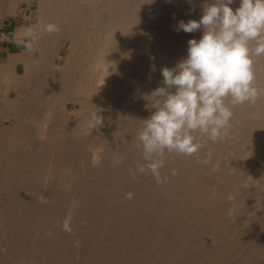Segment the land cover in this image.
<instances>
[{
    "label": "bare ground",
    "instance_id": "6f19581e",
    "mask_svg": "<svg viewBox=\"0 0 264 264\" xmlns=\"http://www.w3.org/2000/svg\"><path fill=\"white\" fill-rule=\"evenodd\" d=\"M203 2L204 0H192L191 4L188 0H0V19L11 13L17 15V9L22 3H26L28 8L35 7L40 22L47 24L55 21L53 24L60 29L52 34L42 33L34 52L24 49L21 55L12 54L13 59L8 64H0V79L5 82L0 103L3 110H10L7 113L10 112L16 123L13 122V127H8L10 129L3 138L0 137V149H19L22 153L21 157L12 158L9 162L6 160L5 170L0 174V201L8 202L9 208L7 206L5 211L11 209L9 219L12 220L11 223L18 225L19 234L23 231L24 220L33 215L41 218L46 212L54 213V209L59 207L55 203L58 192L54 191L59 186L56 189L53 186L70 187L75 183L73 181L78 180L77 177L74 179L75 175L68 166L71 167L79 159L74 158L67 162L68 166L64 165L67 161L65 157L68 155L69 159V155L73 154L70 153L73 152V145L62 141L69 134L63 128L71 123L69 117L73 115L79 120L68 137L78 140L83 137L84 149L90 151L88 159L85 158L89 170L84 168L89 172L86 175L87 172L84 171L82 180L87 176L86 179L93 182L91 179H95L97 175L102 180L105 173L101 178L100 171L107 170L110 162L114 166L115 154L121 156L122 150L126 152L128 145L136 140L133 132L136 133L142 127V121L151 115L152 110L147 107L146 100L150 98L145 96L161 86L163 77L160 69L171 68L185 58L188 41L201 38L202 31L185 33L175 29L180 20L185 23L199 20ZM231 7L233 10L239 7V0ZM17 36L26 40L23 32ZM254 59L257 86L264 89V57ZM23 74L32 77L33 83L31 82L29 91L24 93V100L16 97L10 101L8 94L13 90L16 79ZM20 91H16L17 96L21 94ZM79 99L87 102L83 106L86 113L81 116L80 112L68 108L69 102ZM94 112L103 117L101 126H93L91 114ZM72 141L75 142L73 139ZM115 146L122 150L117 151ZM113 149L116 150L115 154V151H110ZM105 150L108 151V156ZM80 151L78 153L74 150V156H82L83 152ZM110 152L115 155L113 160ZM104 153L105 158L107 157L105 160L102 159ZM137 159L133 158V161L143 163L141 157ZM167 162L171 164H166L169 168L161 170V174L168 176L167 184L164 183L165 189H158L153 182L155 179L149 175V179L154 180L152 183L148 179L147 188L144 184L141 186L144 189L137 185L139 189L132 188V191L130 187L129 197L119 198L121 201L118 203V197L114 196L117 197V202L113 201L114 205H111L108 203L115 199L111 195L113 189L111 193L107 190L112 196L107 202V192L99 188L97 196H105L96 197L97 201L100 197L101 201L105 198L107 202H102L106 207L96 203L99 205H96V211H101L99 216V212L92 211L91 215L88 213L89 204L86 206L87 203L83 202L89 197L84 196L83 200L79 196L80 200L75 196L77 199L72 201L68 198L65 202L68 208L66 212H71L73 235L74 231L79 236L86 233L87 229V235L91 238L92 222H100L98 229L105 232L101 235L114 239L115 253L124 257H120L119 261L118 258L115 259V264H257L256 253L261 255L260 259L264 258V252L260 253L264 247L260 245L262 248H259L258 245L262 243L260 237L263 238L264 234L260 237L257 235L260 233H256V222L253 221V226L252 223L246 225L247 223L238 220L253 202L258 206L264 204V175L261 184L254 185L253 188L248 186L252 184L248 183L249 179L253 178L255 181L254 177L257 178V174L259 176L264 172L260 169L263 171H256L253 176L254 168H258L255 166L259 162L260 167L264 166V95L254 104L234 108L231 128L222 140L207 142L204 149L194 156L173 155ZM130 165L132 166L131 163ZM170 167L175 170V175ZM169 169L172 171L171 175ZM166 172L169 173L165 174ZM109 174L110 172L107 175ZM137 175L135 174L136 177ZM138 177L140 179L141 176ZM78 178L81 180V177ZM113 178L115 176L111 177ZM130 178L135 179L134 176ZM58 179H61L59 183ZM89 182L86 183L87 186ZM92 190L95 192L96 189ZM114 190L116 195L118 189ZM67 191L72 193L69 189ZM47 192L54 194L56 200H51L53 195L50 196ZM81 193L78 194L82 196L84 193ZM90 193L92 192L88 194ZM45 196L50 199L44 198ZM30 202L34 206H29L26 210V204ZM68 202L73 203L70 205ZM2 206L5 205H1V209ZM1 209L0 216L3 215ZM52 213L49 216L55 214ZM42 218L44 222L45 217ZM87 222L89 226L85 225ZM262 244L264 245V241ZM135 245L139 247L134 248ZM106 247L108 248V244ZM129 248L130 252L131 249L136 250L137 258H131L134 262L128 260L130 254L126 252ZM138 249L141 256H138ZM133 253L134 251L131 257ZM121 258L127 259V262L122 261L123 259L120 261ZM101 261L98 259L95 264Z\"/></svg>",
    "mask_w": 264,
    "mask_h": 264
},
{
    "label": "clouds",
    "instance_id": "9594fccd",
    "mask_svg": "<svg viewBox=\"0 0 264 264\" xmlns=\"http://www.w3.org/2000/svg\"><path fill=\"white\" fill-rule=\"evenodd\" d=\"M235 2L204 0L199 20L178 22L176 31H202V36L188 41L185 58L160 69L161 86L145 96L150 98L147 107L152 111L136 134L143 160L137 162L136 171L151 175L157 184L168 180L161 174L168 158L194 156L207 142L222 140L231 128L234 108L254 104L264 95V89L257 86L254 59L264 57V0H239L233 10ZM59 30L43 21L39 27H27V50L35 51L42 33ZM91 120L94 127L101 126L103 117L94 112ZM124 159L118 156L113 163L119 165ZM62 227L72 233L71 212Z\"/></svg>",
    "mask_w": 264,
    "mask_h": 264
},
{
    "label": "rangeland",
    "instance_id": "374dc122",
    "mask_svg": "<svg viewBox=\"0 0 264 264\" xmlns=\"http://www.w3.org/2000/svg\"><path fill=\"white\" fill-rule=\"evenodd\" d=\"M18 10V14L16 15V14H13V13H11V14H9V15H5V16H3L1 19H0V64L1 63H5V64H8L9 62H11L12 61V59H13V55L12 54H19V55H21L22 53H23V51H24V49H27L26 48V42L28 41V38L26 37V40H24V37H21V36H17L18 34H20L21 32H23L24 33V31H25V29L27 28V27H29V26H36V27H39V25H40V20H39V18H38V16H37V12H36V10H35V7H29L28 8V6L26 5V3H22L21 5H20V7L17 9ZM33 12V13H32ZM33 20V21H32ZM52 23H55V21H52ZM13 52V53H12ZM64 53V52H63ZM24 75V76H23ZM23 75H21L19 78H17L16 79V82H14V86H13V90H11L10 92H9V94H8V96H9V100L11 101V99L13 98V99H15L16 97H17V99L18 100H21V99H25V95H24V93H27L29 90V87L32 85V83H33V78L32 77H30V76H28V75H26V74H23ZM29 77V78H28ZM32 78V79H31ZM28 80V81H27ZM31 80V81H30ZM19 82V83H18ZM27 82H29V83H27ZM32 82V83H31ZM0 98H1V96H2V93H3V90H4V87H5V82H4V80L3 79H0ZM26 83V84H25ZM20 84V85H19ZM23 85V86H22ZM26 85H28L27 87H26ZM21 87H24V88H21ZM26 87V88H25ZM20 91L19 93H21L20 95H16V91ZM23 90V91H22ZM25 90V91H24ZM22 93H23V95H22ZM22 101V100H21ZM1 102V101H0ZM84 105H87V102L85 101V100H82V99H79L78 101L76 100V102H69L68 103V108H70L71 110H76V112H80V116L81 115H83V114H85L86 113V109L84 108L83 109V106ZM2 108H4L3 106H2V103H0V137L1 138H3L4 136H5V134H7V131H9V129L11 128V127H13V125L14 124H16L15 123V120L12 118V115L10 114V112L9 113H7L8 111H10V110H8L7 108H5L4 110L2 109ZM8 110V111H7ZM3 111V112H2ZM5 111V112H4ZM70 118V120H71V123L69 124V126H62L63 128H64V132H66V133H69V134H67V136L64 138V140H62L63 142H67L68 144H71V145H73V147H72V151L73 152H70V153H73V154H71V156L69 155V157L71 158H67L68 157V155L65 157L66 158V163L64 164V165H69V164H67V162H71L74 158H76V159H79L80 160V162H79V160H78V162L76 163V162H73L72 163V165H71V167L70 166H68L69 168H71L70 169V171H71V173H73V175H75V178L74 179H76V177H77V179L78 180H75V181H73V182H75L74 184H71V186L70 187H72L74 190H79V192L78 193H81L80 191H82V190H84L85 192H83L84 194L86 193V194H88L89 192H92V193H90V194H88V195H84L83 193H81V194H83L82 196L81 195H79L78 193H74L75 191L72 189V188H70L68 185H65V186H61L60 187V185H57L56 187L55 186H53L54 187V189H56L58 186H59V188H58V190H54L53 189V187H52V190H54V191H56V192H58V193H56L57 195H58V197L56 198L57 199V202H55L56 203V206H57V204H58V206L59 207H55L56 208V210L54 209V213H52V211H48V212H46V214H43L42 215V217L44 218H42L43 220H45L44 222L41 220V218H37V217H35L34 215L33 216H30V217H32V218H30L29 217V219L28 220H24L23 221V224H25V225H22V227H23V231H21L20 232V234H19V229H18V225L16 226L14 223H11L12 222V220H10L9 218H11V213H10V211H11V209H9V211H8V209H7V211H5L6 209V207L8 206V202L6 203V202H4V200L3 201H0L1 202V204H0V206L1 205H5L4 207H3V209H4V212H2V210L3 209H1V207H0V209H1V213L3 214L2 216H0V218H2L1 220H2V225H1V228H0V264H91V263H93V264H95V263H97L98 262V259H99V262H100V260H102L101 261V263L102 264H106V263H104V262H109L108 264H115L116 263V260H117V258H118V261H119V258L120 257H123V256H121L120 255V257H119V253L117 254V253H115L116 251H115V248H116V243L113 241V240H111V238L110 237H106L107 235V233L105 234L106 236H104L103 237V235H101V234H104L105 232L104 231H101V229H98L99 228V226L101 225L100 224V222H98V223H95V222H92V225L90 226L92 229H91V238H89L88 237V235H87V229L85 230V232L86 233H83V234H79V236L75 233V231H74V235H73V233H68V232H66V231H64L63 230V227H62V223H64V219H65V217H67L68 216V214H67V207H66V201L68 200V198H71V200L70 201H72V199H77V198H75V196L77 197L78 196V198L81 200V198L83 199L84 198V196L86 197V198H88V199H90V200H92V202L90 201V200H88V199H86V200H84L85 202H83V203H87L86 204V206L88 205V207H90L89 209H88V213L91 215V213H92V211H94L95 213H98V216H99V214H100V210L98 209L97 211H96V205H98V204H103L102 202H104L105 201V198H103V200L101 201V199H100V197H99V201H97V198H98V196H100V195H102V194H99L98 196H97V194H98V190H99V188L101 189V190H103V192L105 191V192H107V193H105V194H107V196L109 197H107L106 198V201L108 202L109 200H110V198L112 197L111 195H113V198H115V199H111L112 200V202H111V200L109 201V203L108 204H113L114 205V202L113 201H115V202H117V197H118V203H120V201H119V198L120 199H123L124 197L126 198V196L127 197H129V192H131V191H128L129 189H130V187H131V189L132 188H134L135 190H136V188L137 189H139V186L137 187V185H140V188H142L141 186L144 184V186H146V185H148L149 186V181H148V179H149V177H151V176H147V175H139L138 174V172L136 171V162H135V160L138 158V157H141V154H139V153H141V151H140V149H138L137 147H136V144H137V140H133V142L132 143H134L133 145H132V143H130L129 145H128V149H126V152L124 151V150H122L120 147L118 148V147H116V148H114V149H117V151H119V149H121L122 150V153L121 154H123L124 155V157H125V159H124V161H123V164L121 163V164H119V165H116V164H114V166H115V168H114V166L113 165H111V162H110V165H108V167H107V170H108V168H109V166H111L112 168H109L110 170H106V169H104V170H102V171H100V177L102 178V175L104 176V178H106L105 180H104V178L102 179V180H100L99 179V177H97V176H95V179H99L100 181H98L97 182V180L95 181V179L93 178V180L91 179V181H93V182H89L90 180H87L86 178H88L87 176L85 177L84 176V178L86 179V181L87 182H89V186H87V182L86 181H84V180H82L83 179V175L85 174V172H87L86 173V175L88 174V165H87V160L86 159H88V157H89V155H90V151H87L86 149H84L85 148V141H84V139H83V137H80L79 138V140H78V138H71L70 136V138L68 137V135H70V134H72L71 132H73V129H72V127L74 128V127H76L77 126V122H78V118L77 119H75L74 118V116L72 115V116H70L69 117ZM13 122H14V124H13ZM137 125V124H136ZM11 126V127H10ZM8 127H10V128H8ZM136 131L138 130L137 128L135 129ZM135 131V132H136ZM65 133V134H66ZM137 133V132H136ZM136 133H134L133 132V134H134V136L136 135ZM68 137V138H67ZM67 138V139H66ZM75 140V142L74 141H72L71 142V140ZM83 139V140H82ZM77 140V141H76ZM136 141V142H135ZM76 143V144H75ZM132 145V146H131ZM75 146H76V148H75ZM125 148V147H124ZM123 148V149H124ZM79 149V150H78ZM110 150V151H115L113 154H115L116 153V150ZM74 150L75 151H77L78 153H79V151L81 150L83 153H82V156L80 155V154H78L77 152V154H78V156H74V154H75V152H74ZM107 150V149H106ZM104 151V152H106V154H107V156L109 155V153H108V151ZM81 151H80V153H81ZM112 152H110L111 154H112ZM121 152V151H120ZM125 152V153H124ZM136 152V153H135ZM139 152V153H138ZM0 174H2L3 172H4V170H5V166H6V160L9 162V160H11L12 158H18V157H21V151L19 150V149H11V148H2V149H0ZM119 153V152H118ZM89 154V155H88ZM113 154L112 155H110L111 157V160H113L112 159V157L114 158L115 157V155H116V158L118 157V156H120V155H118L117 156V153L113 156ZM136 154V155H135ZM81 157H80V156ZM88 155V156H87ZM103 156V160H105L106 158H105V153L104 154H102ZM105 155V156H104ZM122 155V156H123ZM15 156V157H14ZM73 156V157H72ZM134 156V157H133ZM87 157V158H86ZM131 157V158H130ZM65 158H64V160H65ZM81 158V159H80ZM86 158V159H85ZM116 158H114V159H116ZM133 158H135V160L133 161ZM142 158V157H141ZM84 159V160H83ZM82 160V161H81ZM138 160V159H137ZM136 160V161H137ZM133 161V162H132ZM75 163V164H74ZM79 163V164H78ZM130 163L132 164V166L130 165ZM141 163V162H140ZM77 164V165H76ZM82 166H81V165ZM84 164V165H83ZM86 164V165H85ZM167 164H169L168 162H167ZM260 164V162L255 166L257 169H255L254 168V173H253V176L256 174L255 172L257 171L258 173H260L259 172V170L260 169H263L264 170V166H262V167H260L261 166V164ZM125 165V166H124ZM169 165H171V164H169ZM169 165H168V167L167 166H165V168H163L165 171H166V167L167 168H169ZM81 166V167H80ZM260 167V168H259ZM74 168V169H73ZM77 168H79V170L77 169ZM81 168V169H80ZM83 168V169H82ZM84 168H87L88 170H86V169H84ZM170 169H172L171 167H170ZM169 169V170H170ZM74 170V171H73ZM83 172H82V171ZM86 170V171H85ZM117 171V173H116V171ZM168 170V171H169ZM174 169H172V171H173ZM263 170H260V171H263ZM85 171V172H84ZM163 171V170H162ZM164 171V172H165ZM171 171V170H170ZM169 171V172H170ZM172 171L170 172V174L169 175H171L172 174ZM78 172V173H77ZM82 172V173H81ZM103 172V173H102ZM108 172H110V176L109 175H107L108 174ZM123 174H122V173ZM125 172V173H124ZM168 172V173H169ZM77 175H76V174ZM113 175H112V174ZM130 173V174H129ZM132 173V174H131ZM167 172L165 173V174H168ZM264 173V172H263ZM260 174L259 176H258V174H257V178H255L254 177V180L255 181H253V178H251V179H249L248 180V183L249 182H252V184L251 185H249L248 184V186H251V188H253V187H255L254 185H259V183H260V181H261V183H262V181H263V179H262V176L264 175V174ZM81 174V175H80ZM120 174V175H119ZM135 174L137 175V177L135 176ZM163 174V173H162ZM131 175V176H130ZM135 177V179H133V178H130V177H133V176ZM164 175V174H163ZM78 176L79 177H81V180H80V178H78ZM108 178H107V177ZM112 176H115V178L117 179H115V178H113V179H115V183L113 184L112 183V181L114 182V180L113 179H111V177ZM129 176V177H128ZM138 176H141L140 177V179H139V177ZM147 176V177H146ZM110 177V178H109ZM118 177V178H117ZM144 178V179H143ZM73 179V180H74ZM132 179V180H131ZM145 179H147V180H145ZM151 179V182H152V180H154V179H152V178H150ZM149 179V180H150ZM259 181H258V180ZM59 180H61V179H58L57 180V183H59L60 181ZM104 180V181H103ZM108 180V181H107ZM134 180V181H133ZM140 180V181H139ZM252 180V181H251ZM80 182V183H77V182ZM101 181H103V182H101ZM131 181V182H130ZM133 181V182H132ZM148 181V182H147ZM257 181V182H256ZM62 182V181H61ZM66 182V181H65ZM102 183V185H101V183ZM109 182V183H108ZM134 182H135V184H134ZM141 184H140V183ZM155 184H157L156 183V181L154 180L153 181ZM152 182V183H153ZM92 183V184H91ZM113 184V186H112V184ZM260 183V184H261ZM104 184V185H103ZM167 184V183H166ZM75 187H74V186ZM115 185V186H114ZM134 185H136V186H134ZM162 184H157V187H158V189H161V188H163V189H165V185H164V183H163V185L162 186H164V187H162L161 186ZM68 188H67V187ZM82 186V187H81ZM101 186V187H100ZM105 186V187H104ZM110 186H112V187H110ZM148 186H146V188L148 187ZM253 186V187H252ZM62 187H64V188H62ZM65 187H66V189H65ZM81 187V188H80ZM113 187H115V188H113ZM167 187V186H166ZM92 188H94V189H96L95 190V192H94V190H90V189ZM104 188V189H103ZM106 188V189H105ZM145 188V187H144ZM144 188H142V189H144ZM67 189H69V190H71L72 191V193L74 194V195H71L72 193L70 192V191H67ZM81 189V190H80ZM110 189V190H109ZM113 189V191H112V193L113 194H109L108 193V191H110V193H111V190ZM114 189H118L119 190V192H118V190H116V195H115V190ZM130 189V190H131ZM65 192H64V191ZM88 190V191H87ZM108 190V191H107ZM162 190V189H161ZM61 191V192H60ZM63 191V192H62ZM67 191V192H66ZM74 191V192H73ZM96 191H97V194H96ZM132 191H133V189H132ZM103 193L102 191H99V193ZM48 193V192H47ZM45 193V195H50V193ZM60 194V195H59ZM68 194H70L71 196H69ZM76 194V195H75ZM78 194V195H77ZM92 194V195H91ZM96 196H95V195ZM105 194H104V196H105ZM43 196H44V193L42 194ZM53 195V196H52ZM52 195H50V196H52L53 198H51V200H53V201H55L56 199L54 198V194H52ZM95 197H94V196ZM110 195V196H109ZM81 198H80V197ZM103 195H102V197H104ZM114 196H117V197H114ZM124 196V197H123ZM67 199H66V198ZM74 197V198H73ZM91 197V198H90ZM93 197H94V200H93ZM97 197V198H96ZM44 198H48V196L46 197H44ZM48 199H50V197L48 198ZM55 199V200H54ZM108 199V200H107ZM7 201V200H6ZM90 201V202H89ZM105 201V202H106ZM74 202V201H73ZM72 202V203H73ZM104 202V204H107V202L105 203ZM111 202V203H110ZM32 202H30V203H28V204H26V207H27V209L26 210H28V207L29 206H34L33 205V203L31 204ZM72 203H70V202H68V204H72ZM96 203H98V204H96ZM65 204V205H64ZM92 204V205H91ZM103 204V205H104ZM115 204H117V203H115ZM69 205V206H70ZM95 205V207H93ZM103 205H100V206H103ZM253 205H255L256 206V209H259V211L257 210L256 211V209H254V207L255 206H253ZM261 205V204H260ZM61 206V207H60ZM92 206V207H91ZM99 206V205H98ZM107 205H104V207H106ZM262 206V207H261ZM261 206H258L255 202H253L251 205H249V207H250V209H249V207L247 208V210H245L246 211V213L245 212H242V215H240V216H242V218H245V220H243L240 216V218L238 219L239 221H243V222H245V223H247L246 225H250L251 223V225H253V226H255L254 225V222H256L255 224L257 225V231H259V232H257L256 231V233H260V235L259 234H257L259 237L261 236V235H263L264 234V219H263V217H264V204H262ZM103 207V208H104ZM259 207V208H258ZM7 208H9V206L7 207ZM67 208V209H66ZM94 208V209H93ZM254 210H252V209ZM261 208V209H260ZM263 208V209H262ZM36 209V208H35ZM66 209V210H65ZM249 209V210H248ZM65 210V211H64ZM262 210V211H261ZM67 211V212H66ZM12 212H13V210H12ZM28 212V211H27ZM32 212H35L34 210H32ZM50 212L52 213V214H54V215H51V216H49L50 215ZM66 212V213H65ZM263 214H262V213ZM47 213H49V214H47ZM247 214V216L249 217V215H250V217L248 218L247 216L245 217V215L244 214ZM6 216H5V215ZM9 214V215H8ZM46 215V216H45ZM55 215H56V217H55ZM58 215H60V216H58ZM65 215H67V216H65ZM260 215V216H259ZM8 216V217H7ZM86 216H88V214L86 215ZM259 216V217H258ZM5 217H7V218H5ZM39 217V216H38ZM47 217V218H46ZM50 217V218H49ZM97 217V216H96ZM260 217H261V219H260ZM34 218V219H33ZM59 218V220H57ZM87 219H90L89 217H86ZM4 219V220H3ZM32 219V220H31ZM37 219V220H36ZM46 219H48V220H46ZM54 219H56V220H54ZM252 221H251V220ZM259 219V220H258ZM40 222H39V221ZM62 220V221H61ZM246 220H248V221H250V222H246ZM257 220V221H256ZM28 221V222H27ZM30 221V222H29ZM55 221V222H54ZM254 221V222H253ZM27 222V223H26ZM33 222V223H32ZM260 222V223H259ZM35 223V224H34ZM57 225H56V224ZM88 224H85V225H87V226H89V222H87ZM94 223V224H93ZM12 224V225H11ZM99 224V225H98ZM262 226H261V225ZM4 225V226H3ZM97 225H98V227H97ZM72 226H75V225H73L72 224ZM96 226V227H95ZM3 227V228H2ZM7 227V228H6ZM17 227V228H16ZM62 227V228H61ZM90 227H88V228H90ZM73 228V227H72ZM94 229V230H93ZM98 229V230H97ZM259 229V230H258ZM90 230V229H89ZM98 232H97V231ZM18 231V232H17ZM3 232V233H2ZM93 232V233H92ZM262 232V233H261ZM12 233V234H11ZM22 233V234H21ZM65 233V234H64ZM49 234H51V235H49ZM69 234V235H68ZM76 234V235H75ZM100 234V235H99ZM97 235V236H96ZM8 236V237H7ZM24 237V238H23ZM35 237V238H34ZM77 237V238H76ZM99 237H100V239H99ZM106 237V238H105ZM53 238V239H52ZM71 238H73V239H71ZM109 238V239H108ZM113 238V237H112ZM261 238V241H262V243H263V241H264V236H263V238L262 237H260ZM25 239V240H24ZM55 239H57L56 241H55ZM104 239H106V240H104ZM10 240H11V242H10ZM21 240V241H20ZM23 240V241H22ZM107 240H110V242L109 241H107ZM16 241V242H15ZM105 241H107V243H105ZM59 242V243H58ZM109 242V243H108ZM117 242V241H116ZM6 243H7V245H6ZM10 243V244H9ZM258 244L259 245V248L262 246V247H264V245L263 244ZM14 244V245H13ZM22 244H23V246H22ZM107 244H108V248L106 247L107 246ZM261 245V246H260ZM26 246H28V247H26ZM136 246L137 245H135V247L134 248H136ZM137 247H139V246H137ZM261 247V248H262ZM11 248V249H10ZM133 248V247H132ZM6 249V250H5ZM12 249H13V251H12ZM24 249H26V250H24ZM5 250V251H4ZM107 250H109V252L107 251ZM128 250V249H127ZM24 251V252H23ZM132 251H134V253L132 254V257L130 256L131 255V253H132ZM138 251H139V249H138ZM17 252H19V253H17ZM262 252H264V250H262L260 253L261 254H263ZM30 253H31V255H30ZM126 253H128V255H129V258L130 259H128V260H131V258H133V260H135V258H137V254L135 255V253H136V250L135 249H131V252H130V248H129V251H127ZM16 254V255H15ZM138 256H141V254H140V251L138 252ZM30 255V256H29ZM117 255H118V257H117ZM127 255V254H126ZM5 256H6V258H5ZM10 256V257H9ZM54 256V257H53ZM93 256V257H92ZM255 256L258 258H256L257 260H256V263L257 264H259L260 262L262 263V264H264V258L262 257V259H260L259 258V256L261 257V255H258V253H256L255 254ZM262 256H264V255H262ZM17 257V258H16ZM24 257V258H23ZM116 257V258H115ZM127 257V256H126ZM135 257V258H134ZM23 258V259H22ZM63 258V259H62ZM93 258H95V259H93ZM104 258V259H103ZM124 258V257H123ZM123 258H121L120 259V261L123 259ZM14 259V260H13ZM33 259V260H32ZM56 261H54V260ZM60 259V260H59ZM68 259V260H67ZM84 259V260H83ZM116 259V260H115ZM30 260V261H29ZM38 260V261H37ZM61 260H63V261H61ZM81 260V261H80ZM96 260V261H95ZM115 260V261H114ZM125 260H127V259H123L122 261H125ZM133 260H131L132 262H134ZM253 260H255V258L253 259ZM24 261H25V263H24ZM27 261V262H26ZM58 261H61V263L59 262L58 263ZM104 261V262H103ZM14 262H16V263H14ZM29 262V263H28ZM55 262V263H54ZM63 262V263H62ZM114 262V263H113ZM125 262H127V261H125ZM129 262V261H128ZM131 262V263H132ZM255 262V261H254ZM101 263H98V264H101ZM119 263V262H118ZM121 263V262H120ZM119 263V264H120ZM130 263V262H129ZM138 263V262H137ZM260 263V264H261ZM122 264V263H121ZM124 264V263H123ZM255 264V263H254Z\"/></svg>",
    "mask_w": 264,
    "mask_h": 264
}]
</instances>
